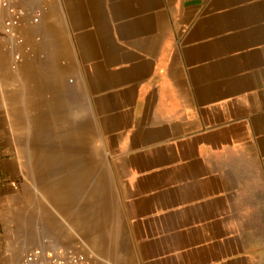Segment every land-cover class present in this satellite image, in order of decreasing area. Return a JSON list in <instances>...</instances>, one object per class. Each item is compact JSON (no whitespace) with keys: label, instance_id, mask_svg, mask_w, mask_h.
I'll return each instance as SVG.
<instances>
[{"label":"crops","instance_id":"obj_1","mask_svg":"<svg viewBox=\"0 0 264 264\" xmlns=\"http://www.w3.org/2000/svg\"><path fill=\"white\" fill-rule=\"evenodd\" d=\"M20 6L30 52L0 23V264L27 253L11 230L26 209L21 133L53 109L86 115V94L130 243L120 264H264V0Z\"/></svg>","mask_w":264,"mask_h":264},{"label":"rangeland","instance_id":"obj_2","mask_svg":"<svg viewBox=\"0 0 264 264\" xmlns=\"http://www.w3.org/2000/svg\"><path fill=\"white\" fill-rule=\"evenodd\" d=\"M66 111L32 117L35 124L21 133L26 209L13 213L12 237L25 240L27 252L52 243L76 248L89 264H120L130 243L117 217L114 164L100 117L87 94L86 115Z\"/></svg>","mask_w":264,"mask_h":264},{"label":"built area","instance_id":"obj_3","mask_svg":"<svg viewBox=\"0 0 264 264\" xmlns=\"http://www.w3.org/2000/svg\"><path fill=\"white\" fill-rule=\"evenodd\" d=\"M39 16L40 12L33 14L32 23L38 22ZM26 17L27 12L20 6V0H0V23L3 26L4 36L11 38L17 47L28 53L30 49L25 46L24 40L19 35V29ZM14 60V69H16L23 57L21 54H16ZM21 264H89V262L77 249L46 243L44 246L30 249Z\"/></svg>","mask_w":264,"mask_h":264},{"label":"bare ground","instance_id":"obj_4","mask_svg":"<svg viewBox=\"0 0 264 264\" xmlns=\"http://www.w3.org/2000/svg\"><path fill=\"white\" fill-rule=\"evenodd\" d=\"M51 108V107H50ZM33 114V113H32ZM61 115V114H60ZM57 118V117H56ZM69 132V131H68ZM68 147V146H67Z\"/></svg>","mask_w":264,"mask_h":264}]
</instances>
